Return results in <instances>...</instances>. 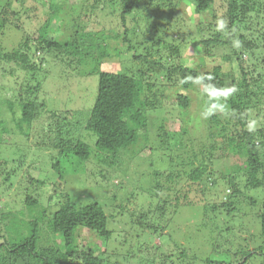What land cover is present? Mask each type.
<instances>
[{"label": "trees", "instance_id": "16d2710c", "mask_svg": "<svg viewBox=\"0 0 264 264\" xmlns=\"http://www.w3.org/2000/svg\"><path fill=\"white\" fill-rule=\"evenodd\" d=\"M28 1L0 0V35H5L7 29L21 35V43L12 51L5 53L0 46V63H14L19 72L32 78L47 65L48 55L74 66H88L94 59L102 61L115 56L122 59L124 66L116 71L107 67L97 69V96L85 119L78 111L51 112L52 127H43L42 143L56 148L62 160L77 157L87 161L93 154L91 146L75 137V130L83 128L96 136L97 151L114 157L113 161L104 158L110 165L119 164L116 159L121 152L129 150L128 155L137 154L140 144L147 148V157L162 150L174 152L176 146L178 157L189 165L184 175L189 173L191 182L199 184L206 178L211 182L209 191L214 194L220 193V181L223 187H230L232 192L227 203L220 206L227 213L237 210L239 204L243 205L240 209L258 206L257 200L248 193L264 189V58H261L264 0H54L49 4V18L64 10L67 25L63 29L62 24L48 18L35 36L28 35L17 23L25 15ZM39 4L37 11L44 6V1ZM137 16L139 30L133 26ZM106 21L111 28L106 27ZM191 44L202 55H197L195 66L188 67L181 63V58L185 57L182 51ZM36 52L43 53V57L35 60ZM128 63L134 66L127 68ZM229 73L233 75L231 78ZM40 87V83L23 84L9 90L15 99H6L7 108L12 111L17 107L15 124L21 133L32 127L42 105L45 106L37 96ZM166 88L167 97L180 110L178 130L169 128L166 110L161 114ZM208 100L209 104L205 105ZM214 109L217 114H213ZM153 110L161 115L153 117L150 112ZM69 117L77 121L72 122ZM219 142L224 146L218 148ZM229 150L237 151L242 164L227 166L228 169L216 176L211 163L220 159L218 152ZM61 163L58 160L52 165L57 173ZM7 165L0 158V192L6 191L4 187L23 188L28 176L20 174L18 165L13 170L10 165L6 171ZM172 172H166L164 181H159L152 191L157 196L154 211L165 216L166 225L172 218L166 220L168 207L178 213L183 207L196 206L180 204V197L159 198L158 193L174 188L169 183L178 174ZM162 174L153 172L156 178ZM35 183L31 178L30 184ZM57 187L53 196L47 197L46 206L40 204L38 194L33 195V191H13L15 199H24L27 214L25 209L12 213L0 208V264H128L127 256L121 257L118 253H113V259L106 258L108 252L99 244V241H111L113 232L109 224L115 216L109 219L98 203L79 205L70 194L58 192ZM247 200L249 206L245 204ZM211 210L218 214L219 205L210 206ZM144 214L146 218L139 220V227H131V235L148 237L147 232H157L163 227L146 224L147 212ZM258 217L260 237L264 238V212ZM84 231L95 236L98 242L85 240L82 242L87 246L80 245ZM226 233L230 231L224 228L222 234ZM137 248L130 242L127 251ZM242 255L243 262L234 264H251L255 260L257 264H264V240L258 248ZM165 259L164 264H175L171 256Z\"/></svg>", "mask_w": 264, "mask_h": 264}, {"label": "rangeland", "instance_id": "374dc122", "mask_svg": "<svg viewBox=\"0 0 264 264\" xmlns=\"http://www.w3.org/2000/svg\"><path fill=\"white\" fill-rule=\"evenodd\" d=\"M42 1H44V6L37 11L41 5L39 3ZM51 1L54 0H38L39 3L36 0L27 2L24 7L25 15L16 22L28 35L35 36V33L48 20L51 13L48 10ZM60 1L64 2V0ZM188 13H191V7L188 9ZM64 15L63 10L59 15H53L49 19H53L55 24H62L61 27L64 29L67 25ZM138 21H140L139 16H137L136 21H133V26L139 30ZM128 22L130 23V20ZM104 23L108 29L111 28L112 25L108 21ZM100 25L102 26V24ZM5 32V35H0V46L5 50V53H8L21 43V35L18 31L11 29H7ZM112 44H114L113 41ZM187 44L189 45V42ZM182 53L185 57L181 58V63L188 67L195 66L197 55H202L192 44L190 47H185ZM261 56L263 59L264 49ZM41 57H43V53L36 52L34 59L38 60ZM47 58L49 59L46 62L47 65L45 64L39 70L35 78L33 77L34 79L31 75L19 72L14 63L3 61L0 63V158L8 163L6 171L10 169V165L12 170L15 169L13 166L18 165L20 174L28 176L23 188L15 190L16 187L10 189L4 187L6 191L1 190V209L4 208L5 211L12 213L25 209L27 214L24 199L20 201L18 197L15 199L12 195L13 191L14 193L26 189L33 191V195L38 194L40 204L46 206L48 204L47 197L53 196L56 186H58V192L70 194L79 205L101 204L109 219L112 215L115 216V219L111 220L109 224V228L113 232L111 241L107 243L106 241H99V244L103 251L108 252L106 258L112 257L113 253L114 255L118 253L121 257L122 255L127 256L128 264H164L167 263L165 262L166 256H171L175 264H209V262L215 261L234 264L237 261L243 262L245 258L242 255L243 252L252 251L259 247L260 242L264 240L263 237H260L261 227L258 217L260 213L264 212V189L248 193L257 200L258 206L240 209L243 205L239 204L238 209L229 214L225 211V207L223 209L220 206L227 203L226 200L229 199V194L232 192V190L229 191L230 187H223V181H220L218 187L220 193L214 194L209 191L211 182H207L206 178L202 179L199 184L191 182L188 179L189 173L186 177L184 175L185 171H189V165L182 157H178L179 153L176 146L174 152L166 153L167 151L162 150L151 154V157H147L149 155L147 148L140 144V148H137V154L130 156L128 155L131 153L129 150L126 153L121 152L117 159L115 157L119 164L110 165L104 162V158L109 157L113 161L114 157H107L105 153L97 151L96 136L89 131H84L83 128L75 130V137L91 146L93 154L87 161H80L77 157H65L62 160L57 154L56 148L53 149L46 146V143H42L43 127H52L51 112L78 111L85 119V114L90 112L97 96V72L105 67L112 71L124 67L121 62L122 59L115 56L102 61L94 59L88 66H86L87 64L85 66L62 64L60 60H56L50 55ZM244 59L247 60V56ZM130 65L132 63H128L126 67H130ZM10 69H14L16 72L11 73ZM93 70L96 74L91 73ZM232 76L230 74L229 78ZM38 83L41 84V87L37 96L45 106L42 105L32 127L21 133L15 124V120L18 119L17 107L13 108L12 111L7 108L6 99H15V94L9 90L14 87L18 89L23 84L35 86ZM230 83L228 80L229 94L232 92ZM163 93L165 96L162 100L164 111L161 114H165L166 110L169 116V128L178 130V125L181 124L179 107L171 97H167L168 90L163 91ZM208 102L209 100L205 102V105L206 103L209 104ZM216 110H213V114L218 113ZM169 111L173 113L170 114ZM150 112L154 115L153 117L161 115L160 112L154 110ZM69 120L77 121V119L72 120L70 117ZM40 146L46 147L38 148ZM222 146L224 145L219 142L218 148ZM232 151L218 152L221 156L220 159H213L210 168L216 173V176H219L221 171L224 172L228 169L227 166L230 168L236 164L241 166V158L236 155L237 151L234 153ZM170 156H173L171 160ZM151 158H153L154 163H151ZM238 159H240L239 163ZM58 160L62 163L60 172L57 173L52 165ZM155 170L163 173L160 178L157 177L158 179L153 175ZM171 171L174 175L178 174V177L169 183L174 188L170 191L164 189L163 193H158L159 198L174 200V198L180 197V204L188 203V205L196 204V206L183 207L178 213L177 211L174 213L170 209L171 207H168L167 214H169L166 220L172 218L166 225L164 223L165 216L154 211L157 196L152 191L159 181H164L165 178L162 177L167 174L166 172ZM31 178L36 180L33 185L30 184ZM215 180L218 181V179ZM37 181L45 182V184H39ZM242 182L240 181V184L243 185ZM245 204H248V200ZM218 205L219 210H216L218 214H214L213 210L210 212V206L217 208ZM149 210L150 213L148 214ZM145 212H147L146 224L152 227H163L157 232H147L148 237L137 233L131 235V227H139V220L143 221L146 218ZM215 216L217 220H215ZM224 228L230 233L222 234ZM136 235H138V239L135 237ZM244 239H247L248 242ZM249 239L252 241L250 242ZM85 240L88 243L94 242L96 244L98 242L96 237L90 235L88 231L82 232L80 245L87 246L82 242ZM130 242L138 248L128 253L127 248H130ZM255 261L251 264H257Z\"/></svg>", "mask_w": 264, "mask_h": 264}, {"label": "water", "instance_id": "95a60500", "mask_svg": "<svg viewBox=\"0 0 264 264\" xmlns=\"http://www.w3.org/2000/svg\"><path fill=\"white\" fill-rule=\"evenodd\" d=\"M3 242V240L1 241V243Z\"/></svg>", "mask_w": 264, "mask_h": 264}]
</instances>
